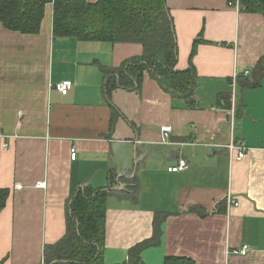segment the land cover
<instances>
[{
  "label": "crops",
  "instance_id": "1",
  "mask_svg": "<svg viewBox=\"0 0 264 264\" xmlns=\"http://www.w3.org/2000/svg\"><path fill=\"white\" fill-rule=\"evenodd\" d=\"M165 7L176 71L199 40L188 104L147 72L138 85L130 65L141 44L54 38L52 5L36 35L0 24V264H43L45 246L65 235L71 198L101 191L110 193L103 264L127 263L157 216L161 236L141 264H264V15L240 0ZM64 80L66 95L55 89ZM231 141L246 146L243 159L230 158ZM179 160L186 170L168 172ZM243 245L245 257L233 253Z\"/></svg>",
  "mask_w": 264,
  "mask_h": 264
},
{
  "label": "trees",
  "instance_id": "2",
  "mask_svg": "<svg viewBox=\"0 0 264 264\" xmlns=\"http://www.w3.org/2000/svg\"><path fill=\"white\" fill-rule=\"evenodd\" d=\"M47 5H52L54 38L87 43L141 44L142 58L130 65L138 85L147 72L173 98L187 104L192 100L197 87L192 59L199 40L193 42L189 67L176 71L175 44L165 0H97L95 3L85 0H0V24L11 32L36 35ZM240 6L250 13L264 15V0H240ZM259 66H264L262 61L257 64V71ZM263 73L264 69L258 71V79ZM222 100L223 96L220 97ZM129 186L127 190H130ZM7 194V190H0V210L5 206ZM109 195L108 191L94 195L85 192L71 198L65 235L56 244L45 246L43 264H103ZM163 219V216L156 217L153 236L133 248L125 264H141V250L158 244ZM83 243L89 245L85 247ZM164 264L194 262L188 258L168 257Z\"/></svg>",
  "mask_w": 264,
  "mask_h": 264
},
{
  "label": "built area",
  "instance_id": "3",
  "mask_svg": "<svg viewBox=\"0 0 264 264\" xmlns=\"http://www.w3.org/2000/svg\"><path fill=\"white\" fill-rule=\"evenodd\" d=\"M229 6H234L236 9L239 7L238 1L235 2V4L229 3ZM72 86V83L70 80H64L58 84L55 85V89L62 95H66L70 88ZM169 127H163L162 131L164 133H167L169 131ZM164 143V141H163ZM7 145L4 144L3 147H6ZM226 149L228 151V155L230 158L236 160H241L244 158L246 151L248 150L246 146L241 141H231L228 145H226ZM76 158V151L74 148L70 150V159L75 160ZM187 164L185 160H179L178 164L176 166H170L168 167V172L170 173H177L186 170ZM38 187H44V183L38 184ZM234 206H237V203H234ZM249 252V247L247 245H243L239 250L233 251L234 254L245 257L247 253Z\"/></svg>",
  "mask_w": 264,
  "mask_h": 264
},
{
  "label": "rangeland",
  "instance_id": "4",
  "mask_svg": "<svg viewBox=\"0 0 264 264\" xmlns=\"http://www.w3.org/2000/svg\"><path fill=\"white\" fill-rule=\"evenodd\" d=\"M134 184V183H133ZM130 187V186H129ZM130 190H127V194L126 195H131V197L132 196H134L135 194H136V191H137V183H135L133 186H131L130 188H129ZM130 191H131V194H129L130 193ZM118 196H120V195H118ZM128 198V197H127ZM67 217H68V211H66V221H67ZM73 228H75L74 230H76V226H73ZM84 244V243H83ZM89 244H84L83 246H85V247H87ZM43 252H44V250H43ZM85 255V254H84ZM50 264H54V262H51Z\"/></svg>",
  "mask_w": 264,
  "mask_h": 264
}]
</instances>
